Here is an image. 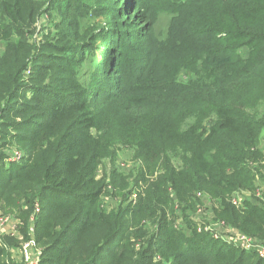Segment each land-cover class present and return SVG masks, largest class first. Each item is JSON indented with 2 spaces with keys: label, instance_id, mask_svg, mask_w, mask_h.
<instances>
[{
  "label": "trees",
  "instance_id": "obj_1",
  "mask_svg": "<svg viewBox=\"0 0 264 264\" xmlns=\"http://www.w3.org/2000/svg\"><path fill=\"white\" fill-rule=\"evenodd\" d=\"M45 1L50 3L41 0L35 7L33 0H0V38L6 44L0 55V207L29 199L30 208L21 216L27 237V220L38 203L34 237L43 249L41 264H264L255 253L197 232L192 223L182 232L167 217L170 190L179 205L197 193L206 194L220 201L217 217L264 243V203L245 200L236 208L229 202L234 192L254 188L255 165L264 159V25L259 24L264 20V4L262 9L253 6L254 1L264 0L249 1L241 27L249 30L251 39L240 43V54H207L205 69H210V76L183 91H160L167 102L174 100L166 111L158 112L154 108L161 104L147 111L149 106L137 90L151 79L147 69H127L133 74L122 79L124 88L104 82L123 70L115 68L121 62L110 69L113 52H106L101 69L112 77L92 82L88 91L77 84L73 69H49L55 58L67 62L69 52L74 55L84 47L51 46L62 51L56 54L28 46L23 30L46 10ZM64 1V7L53 4L62 30L72 26L71 16L78 17L72 4ZM137 1L151 8L170 0ZM60 8L68 11L66 15ZM64 38L73 36L65 32ZM28 65L36 76L25 100L28 89H21V81ZM44 76L48 83L39 81ZM168 84L158 88H177ZM104 107L111 118L102 113ZM173 111L179 119L172 118ZM185 117L192 121L183 127ZM208 120L206 127L203 123ZM108 121L116 129L104 132ZM5 137L15 139L24 154L21 161H10L6 167L8 155L3 149L10 141ZM114 138L130 144L142 158L145 171L139 173V183L144 187L133 206L119 201L105 211L104 188L115 186L112 178L108 185L97 179V170ZM157 167L162 175L145 177ZM121 193L116 189L110 195L120 199ZM146 219L155 228L138 227ZM145 236L136 250L133 239ZM15 240L2 237L0 264L13 263L10 248L17 247Z\"/></svg>",
  "mask_w": 264,
  "mask_h": 264
},
{
  "label": "rangeland",
  "instance_id": "obj_2",
  "mask_svg": "<svg viewBox=\"0 0 264 264\" xmlns=\"http://www.w3.org/2000/svg\"><path fill=\"white\" fill-rule=\"evenodd\" d=\"M40 1L33 0L35 7L40 5ZM49 1L50 3L44 2L43 9L46 10L35 15L30 27L23 30L25 31L23 39L29 44L28 46H35L37 51L42 47L47 48L52 53L58 54L62 51L50 47H55V45L58 47L61 45L69 47L71 45L75 47L78 44L83 45V50L77 54L70 55L72 52H69V56L65 58L67 62L60 63L55 58L52 67L49 69H73L77 84L85 91L90 89L92 82L102 81L108 75L112 77V73L107 74L101 70L106 52L107 54L112 52L114 54V60L110 62V69L113 67V69L120 68L123 70L118 72V77L109 78L104 82H108L109 85L112 82L113 85L118 86V89L125 87V84L121 82L122 79L131 73L133 74V70L127 69H147V76H150L151 79L141 84V88L138 87L140 85L137 86V90L140 89L138 93L143 99L142 102L149 106L147 111H151L155 106L154 104H161L155 106V111L158 112L162 109L166 111L169 103L174 100L171 98L167 102L160 91L166 93L183 91L187 85L196 84L197 80H201L200 78L210 76L208 72L210 69H205L207 68L205 63L207 54L211 57L223 53L240 54V48H238L240 43L251 39L247 36L249 30L241 27V20L247 12L250 0H170L151 8L143 4L140 5L136 0H68L67 2L72 4L70 5L71 9H75L78 17L71 16L72 26L64 30L58 26L60 14L57 15V8L53 7V4L64 7L66 2L64 0ZM142 2L144 1L142 0ZM263 4L254 1L253 6L256 9H262ZM60 12L66 15L68 11L65 12L60 8ZM235 24L237 27L233 28ZM259 24L264 25V20L260 21ZM65 32L70 33L73 39L64 38ZM74 33H76V37H74ZM221 34L224 39L219 40L218 37ZM228 37L230 40H225ZM5 45V39L0 38V55L5 51ZM32 52L35 51L32 50ZM115 62H121V64H116L114 68ZM64 75L68 79V75ZM35 76L32 66L28 65L21 81L23 83L21 89H28L25 100L30 97L31 89L29 87L33 84L31 78ZM39 81L43 84L48 83L47 76L40 78ZM163 82L177 86V88L174 90L159 89L158 87H161ZM166 104L167 107L162 106ZM102 113L112 117L109 115L111 111L105 110V107ZM170 115L172 118H180V115L174 116V111ZM183 119V127L192 121L191 118L185 117ZM209 121L204 122V126L209 127ZM110 125L113 124L108 121L103 128V130L105 129L104 132L116 129ZM2 137L0 135V140ZM5 139L9 140L10 143L4 146V153L8 155L13 149H19L22 152L18 147L20 144L15 139H8L7 137ZM9 163L10 161L5 160V166H3L6 167ZM258 163L259 165H255L254 188H243L236 193L247 195L249 200L256 199L264 203V200L257 198L256 195V188H261V186L264 195V159ZM174 164L176 167L180 166L176 160ZM144 168L143 160L135 148H132L130 144L120 143L118 138L113 139L109 153L102 159L97 170V179H103L108 185L112 178L115 186V189L112 187L111 190L104 188L102 200L105 211L117 207L119 201L123 206H128V204L133 206L137 202V192H140L144 187L143 183H139V173L145 171ZM112 170L115 172L114 177ZM162 174L161 168L157 167L152 176L145 174V177L153 179ZM116 189L122 191L119 195L120 199L116 198V195H110ZM169 192L171 208L167 210V217L172 226L178 230L184 232L189 223H192L195 228L191 218H194L196 214L198 215L196 221L200 224L219 222L218 226L220 227V222H224L215 215L216 208L220 207L218 199L210 196L211 201L207 203L200 196L194 195L179 205L176 202L175 193L171 190ZM28 202L29 199H17L14 203L0 207V214L14 216L23 222L21 216L22 212L30 208ZM199 207H206L210 214H206L207 211L197 213ZM154 225L156 226L151 219H146L142 220L138 227L148 230V228H155ZM230 227L231 229L223 227L222 231L231 234L239 231L232 226ZM208 234L216 239L212 234ZM147 237L133 239L134 248L138 250L137 243L142 244ZM216 240L224 242L221 239ZM15 241L18 246L20 240L16 239Z\"/></svg>",
  "mask_w": 264,
  "mask_h": 264
},
{
  "label": "built area",
  "instance_id": "obj_3",
  "mask_svg": "<svg viewBox=\"0 0 264 264\" xmlns=\"http://www.w3.org/2000/svg\"><path fill=\"white\" fill-rule=\"evenodd\" d=\"M23 154L18 149L10 150L8 153L6 161H19L22 158ZM263 187L256 188V195L257 198L264 200L263 195ZM238 192V191H236ZM234 192L229 202L235 206L236 208H241L243 202L249 200V197L244 194ZM197 196H200L201 199L207 203H210L211 197L206 194L197 193ZM39 205L37 202L33 205V211L28 217L27 224L25 227V233L27 237L22 233L20 226L21 221L14 216L3 215L0 214V242L2 237L8 236L15 239L20 240V244H18L15 248H10L12 252V260L13 263H20V264H41L42 252L43 249L37 244L35 237H34V225L39 214ZM207 211V212H206ZM206 212V214H210L206 207L202 208L199 207L197 209V213ZM196 216L191 218L194 222L195 229L197 232H204L212 234L216 239H221L222 241L226 242L227 244L235 245L242 249L245 252H252L255 253L258 257L264 259V243L261 242L258 238L253 236L247 235L240 231H235V234H231L228 232H223L222 228L225 229L231 227L227 225L225 222L211 223V224H200L196 221ZM198 225V226H197ZM237 230V229H235ZM138 247V244L136 245Z\"/></svg>",
  "mask_w": 264,
  "mask_h": 264
}]
</instances>
